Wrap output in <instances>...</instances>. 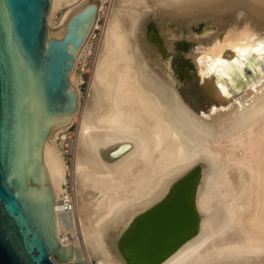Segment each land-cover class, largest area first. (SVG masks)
I'll return each instance as SVG.
<instances>
[{
  "label": "bare ground",
  "instance_id": "bare-ground-1",
  "mask_svg": "<svg viewBox=\"0 0 264 264\" xmlns=\"http://www.w3.org/2000/svg\"><path fill=\"white\" fill-rule=\"evenodd\" d=\"M105 1L53 0L49 13L48 38L60 39L75 14L99 9L70 73L77 97L72 164L57 143L44 150L39 142L57 192L52 226L62 247L72 261L80 250L88 264H124L116 250L122 231L178 177L203 165L199 233L162 264H264V0H110L83 93L74 73ZM166 22L185 27L168 33L158 50L147 28L162 31ZM201 22L214 30L188 32ZM232 61L248 78L229 96L227 84L214 89L210 75L221 77ZM189 97L198 98L197 108ZM123 144L131 149L116 161L103 156ZM68 216L72 230L63 224Z\"/></svg>",
  "mask_w": 264,
  "mask_h": 264
},
{
  "label": "water",
  "instance_id": "water-1",
  "mask_svg": "<svg viewBox=\"0 0 264 264\" xmlns=\"http://www.w3.org/2000/svg\"><path fill=\"white\" fill-rule=\"evenodd\" d=\"M52 2L0 0V264H88L80 250V260L72 261L54 231L57 192L39 142L45 150L48 141H72L77 97L70 73L99 9L86 6L62 38L49 39ZM243 69L232 61L221 77L211 74L210 83L214 89L226 83L230 96L248 78ZM189 101L198 107V98ZM130 149L123 144L103 156L116 161ZM203 175V165L183 173L122 231L116 250L124 264H162L199 233Z\"/></svg>",
  "mask_w": 264,
  "mask_h": 264
},
{
  "label": "rangeland",
  "instance_id": "rangeland-1",
  "mask_svg": "<svg viewBox=\"0 0 264 264\" xmlns=\"http://www.w3.org/2000/svg\"><path fill=\"white\" fill-rule=\"evenodd\" d=\"M104 6L105 7H104V10L101 12V17H100V22H99L100 27L98 29H96L95 34H94V36H93V38H92V40L90 42V45L91 46L93 45L92 46V50L89 51V49H87V50L84 49V51L86 50L85 55H87V56H85V57H86L87 61H86V63L82 62V64L77 65L76 71L74 73V78H73L74 79V81H73L74 82V85L76 87L79 86V88L82 90L83 93H86L87 88H88V85H89V81L91 79V75H90V73L92 74L91 61H92L93 56L95 54V51H96L95 49L97 47L99 38L101 36L102 27H103L104 22H105L104 20L106 18L107 10L111 6V1L110 0H108V1L106 0ZM184 27L185 26H177L174 23L166 22L163 25V27H162V31L161 30L158 31L157 28H155L153 25L152 26L150 25L147 28V33H148L147 35H148L149 41L153 45H155L156 47H158V50H159V48H161L162 45H163L162 44V41H164V39H165V37L167 36L168 33L171 34V33H173L176 30H179V29H182V28L184 29ZM212 30H214L213 24L201 22L197 27H193L188 32L194 33L195 35H198V36H202L205 33L212 32ZM151 34H152V36H151ZM160 38H161V40H160ZM159 41H161V42H159ZM156 44H158V45H156ZM183 45H186V43H183L182 44V47L180 49H183L184 48ZM159 53H158V55L160 57H162L164 61H167L169 59V57H167L165 55L164 51L161 50ZM92 64H93V61H92ZM89 77H90V79H89ZM80 80H83V82H79ZM76 137H77V124H74L73 133H72V141L70 142V144L68 146H60L61 147V150L64 153V156H65V159H66V162L68 163V165H71L72 164V152H71V148L70 147L75 142ZM72 189H73L72 183L69 180L68 181V185L66 187V192L70 196L73 197V194L74 193H73V190ZM63 220H64L63 221L64 227L67 230H72L73 227H74L73 221L69 217H65Z\"/></svg>",
  "mask_w": 264,
  "mask_h": 264
},
{
  "label": "built area",
  "instance_id": "built-area-1",
  "mask_svg": "<svg viewBox=\"0 0 264 264\" xmlns=\"http://www.w3.org/2000/svg\"><path fill=\"white\" fill-rule=\"evenodd\" d=\"M108 11V10H107ZM102 12V11H101ZM55 21L57 22V17L55 18ZM99 22H100V19H99ZM91 42V41H90ZM90 42H89V45H88V47L86 48V50L87 49H89L90 51L92 50V46L90 45ZM98 46V45H97ZM86 50L84 51V55H83V57L80 59V61L78 62V65H80V64H82V62H84V63H86V61H87V59H86V57L85 56H87V55H85V52H86ZM96 50H97V47H96ZM95 54H96V51H95ZM95 54H94V56H93V59H94V57H95ZM93 59H92V61H93ZM92 61H91V65H92ZM90 75H91V73H90ZM83 79V78H82ZM89 79H90V77H89ZM84 80V79H83ZM85 81V80H84ZM89 81V80H88ZM69 217V216H68Z\"/></svg>",
  "mask_w": 264,
  "mask_h": 264
},
{
  "label": "snow or ice",
  "instance_id": "snow-or-ice-1",
  "mask_svg": "<svg viewBox=\"0 0 264 264\" xmlns=\"http://www.w3.org/2000/svg\"><path fill=\"white\" fill-rule=\"evenodd\" d=\"M229 47H231V46H229ZM260 50H261V53H262V55H261V59H264V43H261V45H260ZM233 51L236 52L237 54H240L241 57L243 58L244 53L241 52V49H240V48H233ZM253 51H255V49H253ZM219 62H220L221 64L224 63L223 60H220Z\"/></svg>",
  "mask_w": 264,
  "mask_h": 264
}]
</instances>
